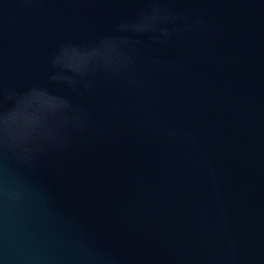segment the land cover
Segmentation results:
<instances>
[{"label":"water","instance_id":"1","mask_svg":"<svg viewBox=\"0 0 264 264\" xmlns=\"http://www.w3.org/2000/svg\"><path fill=\"white\" fill-rule=\"evenodd\" d=\"M0 264H264V0H0Z\"/></svg>","mask_w":264,"mask_h":264}]
</instances>
